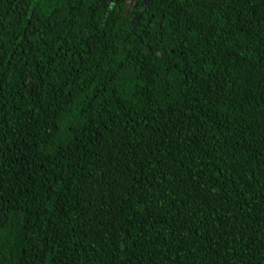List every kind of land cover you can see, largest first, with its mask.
<instances>
[{"label":"trees","instance_id":"trees-1","mask_svg":"<svg viewBox=\"0 0 264 264\" xmlns=\"http://www.w3.org/2000/svg\"><path fill=\"white\" fill-rule=\"evenodd\" d=\"M0 0V264H264V0Z\"/></svg>","mask_w":264,"mask_h":264},{"label":"rangeland","instance_id":"rangeland-1","mask_svg":"<svg viewBox=\"0 0 264 264\" xmlns=\"http://www.w3.org/2000/svg\"><path fill=\"white\" fill-rule=\"evenodd\" d=\"M132 5H134L135 7H137L138 9H140V0H131Z\"/></svg>","mask_w":264,"mask_h":264}]
</instances>
